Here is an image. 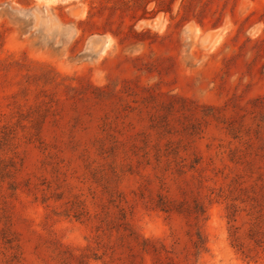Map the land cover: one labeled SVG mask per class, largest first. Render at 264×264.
<instances>
[{"label":"rangeland","instance_id":"rangeland-1","mask_svg":"<svg viewBox=\"0 0 264 264\" xmlns=\"http://www.w3.org/2000/svg\"><path fill=\"white\" fill-rule=\"evenodd\" d=\"M263 117L264 0H0V264H117L101 213L186 264H264V156L232 159ZM157 124L184 173L137 151Z\"/></svg>","mask_w":264,"mask_h":264},{"label":"trees","instance_id":"trees-1","mask_svg":"<svg viewBox=\"0 0 264 264\" xmlns=\"http://www.w3.org/2000/svg\"><path fill=\"white\" fill-rule=\"evenodd\" d=\"M170 108L173 109L174 105H171ZM181 109L190 110L191 108L185 104ZM261 121L263 123H256V128L253 130L255 138L259 141L258 146L255 144V141L252 140V137L249 136L243 141V149L232 151V159H234L235 156L237 161L251 167L257 157L264 156V117ZM169 123L170 121L167 119V122L163 125L166 126L169 125ZM154 127L157 129L156 132L159 140L155 143H151L148 135H142L139 140L141 145L137 147V151L141 152L140 156L147 164L151 159L154 160L155 165L164 167L163 169L165 171L174 168L175 172L184 173L186 164L184 162L185 158L181 155V152L186 150L188 144L183 142L182 139L177 141L167 139L166 142L160 143V139L164 136L163 130H161L163 127L159 124ZM226 128L233 138L242 139L241 133L243 132V128L241 124L237 125L233 121H228ZM177 132L178 130H175V133ZM189 134L190 136L193 135L192 132ZM112 142L113 149L118 148L119 141L115 138ZM135 146L136 145H133V147ZM141 161L142 160L138 162ZM196 162L198 161L195 160L194 163ZM193 166L194 165H190V168H193ZM237 184L240 185V183ZM251 199H256V197H251ZM157 206L167 212H181L187 216L193 215L195 218L199 216L198 210H195L188 202L182 201L177 203L166 195L158 196ZM200 212L202 214L204 210H200ZM98 215L100 222L105 224L109 231L114 230L115 232L114 237H112V234H108V241L105 246V254H107L109 262H116L117 264H186L178 259L177 256L173 255L172 251H170L164 243L144 238L136 234L131 229L124 216L118 219V221H115L109 218L106 213ZM260 216L261 214H259L257 218ZM195 235L196 237L192 242L193 246L195 249H201L205 244V240L200 232H196ZM250 238H253L259 245L264 244V234L258 227L251 229Z\"/></svg>","mask_w":264,"mask_h":264}]
</instances>
